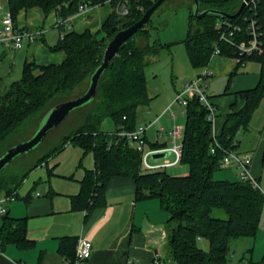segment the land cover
<instances>
[{
  "label": "trees",
  "instance_id": "obj_1",
  "mask_svg": "<svg viewBox=\"0 0 264 264\" xmlns=\"http://www.w3.org/2000/svg\"><path fill=\"white\" fill-rule=\"evenodd\" d=\"M156 1L128 0L129 13L122 15L116 8L118 1L114 0L110 3L114 10L100 30L77 32L65 28L70 17L79 12L82 4L98 6L108 3L106 0H8L14 23L24 8L40 7L46 15L55 10L59 27L64 31L51 48L65 51L66 57L61 63L26 62L19 80L9 85L0 80V156L5 152L9 137L28 119L83 94L92 73L103 61L108 42L118 31L141 19ZM243 1L199 0L200 10L216 9L232 15L237 14ZM245 17L258 20L262 46L253 54L241 56L236 46L221 40L219 23L227 21L244 28L249 21L244 20ZM154 30L158 32V27L151 20L123 44L102 74L96 97L74 110L81 113L78 126L23 173L3 172L0 193L6 190L7 196L14 194L37 165L47 162L71 142L92 151L95 159V168L87 171L81 182V192L72 199L74 208L89 210L100 205L113 177H132L136 181L139 199L157 197L170 213L167 222L169 260L174 264H229L235 242L245 236L256 238L264 209V193L251 180H242L239 176L237 179L216 176L224 170L221 160L225 151L236 149L238 131L249 127L251 117L264 97V0H250V5H245L231 18L216 13L197 18L194 11H190L183 42L194 68L205 69L219 47L220 55L234 59L241 57L240 62H236L238 67L242 61H256L261 64V71L258 84L240 92L245 105L229 113L220 132L216 133L218 146L215 152L211 151L214 136L210 110L198 97L189 99L185 107L182 158V164L188 170L182 175H171L167 169L146 172L141 154L126 137L117 134L122 129L134 130L139 124L140 110L153 100L146 68L154 57L171 49V44L158 38L150 41ZM106 117L115 122L113 133L102 128ZM153 146L160 147L158 144ZM214 210H222L227 217L214 216ZM3 215L0 248L8 243L27 244L26 219ZM202 241L207 242V249L202 247ZM77 243L78 240L69 237L61 240L60 251L72 263L76 260ZM261 263H264V254ZM247 264L252 261L249 259Z\"/></svg>",
  "mask_w": 264,
  "mask_h": 264
},
{
  "label": "crops",
  "instance_id": "obj_2",
  "mask_svg": "<svg viewBox=\"0 0 264 264\" xmlns=\"http://www.w3.org/2000/svg\"><path fill=\"white\" fill-rule=\"evenodd\" d=\"M113 10L110 3L90 6L71 16L65 28L68 31L82 32L89 29L97 32ZM7 12L8 0H0V28ZM58 22L59 16L55 10L48 15L40 7L20 10L15 20L17 28L42 32L34 39L25 38L20 49L0 42V80L6 85L19 80L24 64L29 61L38 64L61 63L66 57L65 51L51 48L64 31ZM152 62L146 68V76L153 100L140 110L138 123L150 122L159 117L153 126L160 122L165 127L164 131L159 133L158 128L147 135L150 147L154 148L155 144L163 148L171 145L170 130L179 124L185 112L176 106L177 117L173 119L164 111L187 81L205 71L209 72L207 93L217 111L214 130L218 133L227 115L245 105L240 92L255 87L261 71V64L256 61H248L245 66L238 67L234 58L225 55L213 57L205 69L194 68L188 57L190 68L186 67L184 73L177 69L178 64L187 66L184 57L178 63L174 57L171 62L170 56L163 55L154 57ZM167 75L168 81L165 80ZM236 143L235 150L252 155V174L264 193V97L253 113L249 127L238 131ZM61 152V161L53 163L54 156ZM65 152L70 153V161H63ZM94 168L93 152L70 142L47 162L37 165L23 179L15 199L3 204L7 209L6 214L11 218L26 219L29 241L23 246L8 243L3 249L0 248V264H63L67 257L60 248L61 240L65 237L76 240L86 237L93 243L91 257L78 264H153L157 253L161 254L165 264H174L168 259L167 222L170 213L162 207L157 197L139 199L134 178L115 176L110 180L100 205L89 210L74 208L72 199L81 192V182L87 171ZM223 171V176L219 177L238 178L236 166ZM6 196V190H3L0 197ZM3 216L0 214V227ZM255 240L254 250H248L251 253L249 259L261 262L264 254V209Z\"/></svg>",
  "mask_w": 264,
  "mask_h": 264
},
{
  "label": "built area",
  "instance_id": "obj_3",
  "mask_svg": "<svg viewBox=\"0 0 264 264\" xmlns=\"http://www.w3.org/2000/svg\"><path fill=\"white\" fill-rule=\"evenodd\" d=\"M114 0H106V2L111 3ZM118 11L122 15L129 13V8L127 5L128 0H117ZM255 2V0H252ZM246 5H250V0L246 2ZM90 7L88 4H82L79 8V12L86 10ZM244 20H249L246 27H242L236 23L223 22L219 23L221 26V40L236 46L237 52L241 55H250L254 52L260 50L262 46L261 42V31L260 25H258V20L254 17H245ZM60 21L58 22V25ZM42 31H30L22 30L15 26L14 20L10 12H7L2 18V27L0 28V42L7 46H11L15 49H20L23 46L25 38L34 39ZM240 36V38H239ZM221 51L219 47L215 49L213 57L220 55ZM212 57V58H213ZM241 57L235 58L236 62H240ZM247 61H242L241 66H245ZM209 72L205 71L202 75L196 77L195 79L187 81L183 87L177 92L174 100L167 106L164 113L169 114L173 119H176L177 115L175 112V107L177 105L183 108L185 112V107L188 104L190 98L198 97L199 100L208 107L210 110L209 119L212 122V131L214 136V146H212L211 151L215 152L216 146H218V141L216 140V132L214 130V123L217 117V111L215 106L211 103L210 98L207 93V77ZM159 117L154 118L150 122L140 123L138 126L131 131L121 130L117 134L120 137H126L135 147V149L141 154L142 167L146 172H153L158 170L169 169V167L177 166L182 164L183 158V139H184V125L175 124L170 130L171 145L169 147H148L147 131L157 122ZM165 127L163 125L159 126V133L164 131ZM168 152L173 157H163L156 161L151 159L152 154ZM252 155L250 153L239 152L237 150H226L225 154L221 160V167L223 169H230L236 166L238 169V176L242 180H251L253 184L261 188L259 182L254 178L252 174ZM16 192L6 197H0V214L7 213L6 206L3 204L8 200L15 199ZM93 251V243L90 239L86 237H80L76 246V260L72 263L70 260L66 259L63 264H78L82 260H87L91 257ZM153 264H165L160 253H157L153 258ZM247 264V263H246Z\"/></svg>",
  "mask_w": 264,
  "mask_h": 264
},
{
  "label": "rangeland",
  "instance_id": "obj_4",
  "mask_svg": "<svg viewBox=\"0 0 264 264\" xmlns=\"http://www.w3.org/2000/svg\"><path fill=\"white\" fill-rule=\"evenodd\" d=\"M194 10L195 7H194V2L192 0H166L152 16V21L158 27V32L156 30L152 31V37L150 41L153 42L158 38L161 42L171 44V49L162 52L161 54L157 55L155 58H160L163 55L170 56L171 62H172V58L174 57V59H176V61L179 63L180 59L184 57L185 60H187L186 63L187 66L184 67V65L181 64L177 65L178 72L182 70L181 73L186 72L187 70L186 67L187 68L189 67L187 50L183 40L186 38V34H187L190 11H194ZM152 64L153 62L150 65ZM177 75L178 74H176L175 78L177 77ZM168 78H169L168 75L165 76V80L168 81L169 80ZM178 106L179 105H177V108ZM179 107L181 108V106ZM48 111L49 109L46 110L44 113L35 115L30 119H28L26 122H24L21 125V127L18 130H16L11 135V137H9L6 144L7 146L5 147L4 151H6L11 146L30 138L35 133L37 128L42 124V122L46 118ZM80 114L81 113L79 111L70 114V116L62 123V125L58 129L50 132L48 136L33 150L25 154L18 155L5 168L4 172L5 173L16 172V174H21L27 169L31 168L39 158H41L43 155H45L54 147H56L60 143L63 136L70 133V131L74 130L78 126L81 116ZM181 118L182 119L181 121H179V124L185 125L186 123L185 115L181 116ZM144 123L145 122H143L142 124ZM159 125L160 122L157 125L152 126L147 131V135L149 136V133L153 132L155 129H158ZM102 128L104 131L108 133H113L116 129L114 120L111 117H106L102 123ZM149 146L150 145L148 142L146 148H148ZM70 150L67 152H70ZM62 152L54 156L56 158H54L53 163L61 161L60 155L62 154ZM172 157L173 156L171 155L170 158ZM62 159L64 162H66V161H70L72 158L70 153L65 152L62 156ZM167 170L171 175H182L185 171L188 170V167L184 164H179L177 166L169 167V169ZM222 171L218 172L216 176L217 177L223 176L224 171L222 174H220ZM213 215L220 218L227 217L226 213L223 212L222 210H214ZM255 243H256L255 237H251V236L241 237L233 245L232 249L234 251L231 252L229 256V264H244V262H248L251 256V253H248V250L253 249ZM201 245L205 249L208 248L207 247L208 244L206 241H202ZM234 247H236V249ZM244 257H247V259ZM252 264H264V263L252 261Z\"/></svg>",
  "mask_w": 264,
  "mask_h": 264
},
{
  "label": "water",
  "instance_id": "obj_5",
  "mask_svg": "<svg viewBox=\"0 0 264 264\" xmlns=\"http://www.w3.org/2000/svg\"><path fill=\"white\" fill-rule=\"evenodd\" d=\"M165 1L166 0H157L153 4V6L144 13L141 19H139L131 26L116 33V35L108 42L106 46L101 65H99V67H97L96 70L92 73L87 90L77 97L53 105L51 108H49L46 118L44 119L42 124L37 128L35 133L30 138L8 148L0 156V175L18 155L25 154L33 150L48 136L50 132L58 129L75 109L82 107L96 97L102 74L108 68L112 59L118 55L121 47L129 38L135 36L139 29L144 27L152 20L153 14ZM247 1L248 0H244L242 2L237 14H239L245 7ZM194 7V14L197 18H202L208 13H216L227 18H231L237 15H232L216 9L200 10L199 0H194ZM168 155V152L155 153L152 154L151 159L156 161L160 158L167 157Z\"/></svg>",
  "mask_w": 264,
  "mask_h": 264
}]
</instances>
